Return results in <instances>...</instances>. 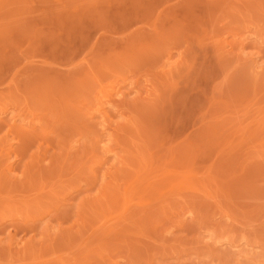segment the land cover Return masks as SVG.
I'll return each instance as SVG.
<instances>
[{
    "label": "rangeland",
    "instance_id": "obj_1",
    "mask_svg": "<svg viewBox=\"0 0 264 264\" xmlns=\"http://www.w3.org/2000/svg\"><path fill=\"white\" fill-rule=\"evenodd\" d=\"M0 264H264V0H0Z\"/></svg>",
    "mask_w": 264,
    "mask_h": 264
}]
</instances>
